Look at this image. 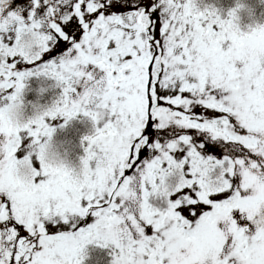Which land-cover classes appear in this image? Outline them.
I'll list each match as a JSON object with an SVG mask.
<instances>
[{"label": "snow or ice", "instance_id": "6c2138e0", "mask_svg": "<svg viewBox=\"0 0 264 264\" xmlns=\"http://www.w3.org/2000/svg\"><path fill=\"white\" fill-rule=\"evenodd\" d=\"M243 7L0 0V264H83L92 243L112 264H264V25L241 31ZM34 75L61 95L13 126ZM78 114L72 179L43 142Z\"/></svg>", "mask_w": 264, "mask_h": 264}, {"label": "trees", "instance_id": "16d2710c", "mask_svg": "<svg viewBox=\"0 0 264 264\" xmlns=\"http://www.w3.org/2000/svg\"><path fill=\"white\" fill-rule=\"evenodd\" d=\"M237 3L244 5L238 13V27L247 32L256 25H264V0H197L201 9L216 8L222 16L236 7ZM22 91V103L26 110H45L61 95L62 89L56 81L46 76H32L25 82ZM54 88H60L55 91ZM63 125V127H61ZM94 132L93 124L88 117L78 114L67 124L63 121L55 128L52 140L62 158H66L73 166H79L80 157L83 155L81 140L84 136ZM85 259L83 264H112L113 248L101 247L95 243L89 244L84 249Z\"/></svg>", "mask_w": 264, "mask_h": 264}, {"label": "clouds", "instance_id": "9594fccd", "mask_svg": "<svg viewBox=\"0 0 264 264\" xmlns=\"http://www.w3.org/2000/svg\"><path fill=\"white\" fill-rule=\"evenodd\" d=\"M34 43H35V41H33L31 39V37H28L24 41V46L26 47L27 50H30L29 46L34 44ZM23 108H24V106L22 103V97L20 96V98L17 100V102L15 104V107L12 108L10 111L5 113L6 119L13 126H17V125L23 126V124L27 120L34 119L49 109V108H47L45 110H40V111L34 112L30 118L25 119ZM93 127H94V125H93ZM52 137L50 139L44 140V142H43L45 145V155H46L47 163L52 168H59V167L67 168L72 179L78 178L79 166H73L66 158H62L60 156V154L57 150V147L52 140ZM19 172H20V178L22 180L27 179L28 172H27V168L25 165H23V164L20 165Z\"/></svg>", "mask_w": 264, "mask_h": 264}, {"label": "rangeland", "instance_id": "374dc122", "mask_svg": "<svg viewBox=\"0 0 264 264\" xmlns=\"http://www.w3.org/2000/svg\"><path fill=\"white\" fill-rule=\"evenodd\" d=\"M54 89H55V91H58V89H60V88H58V89L57 88H54ZM81 91H82V89H81ZM37 109H39V108H37ZM37 109L36 110L35 109L34 110L33 109L26 110L25 107H24L23 108V111H24V117H25V119L30 118L33 115L34 112L40 111V110H37ZM62 121H63L62 119L61 120H57L56 122H54L50 126L56 128L58 126V124L60 122H62ZM125 207H127L129 209V212L130 213H136L137 210H138V205L135 204V203H132V202H126L125 203ZM234 215H238V213H234Z\"/></svg>", "mask_w": 264, "mask_h": 264}]
</instances>
